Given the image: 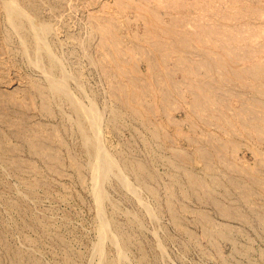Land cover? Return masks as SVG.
Segmentation results:
<instances>
[{"label":"rangeland","instance_id":"rangeland-1","mask_svg":"<svg viewBox=\"0 0 264 264\" xmlns=\"http://www.w3.org/2000/svg\"><path fill=\"white\" fill-rule=\"evenodd\" d=\"M0 264H264V0H0Z\"/></svg>","mask_w":264,"mask_h":264}]
</instances>
